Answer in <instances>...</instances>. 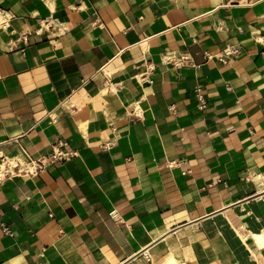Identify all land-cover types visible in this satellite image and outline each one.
<instances>
[{"label": "crops", "instance_id": "0c3cea01", "mask_svg": "<svg viewBox=\"0 0 264 264\" xmlns=\"http://www.w3.org/2000/svg\"><path fill=\"white\" fill-rule=\"evenodd\" d=\"M0 9V264H264V0Z\"/></svg>", "mask_w": 264, "mask_h": 264}, {"label": "built area", "instance_id": "2783aa9c", "mask_svg": "<svg viewBox=\"0 0 264 264\" xmlns=\"http://www.w3.org/2000/svg\"><path fill=\"white\" fill-rule=\"evenodd\" d=\"M8 21H9V17L7 16V14L4 12V10L0 9V29H6L8 27ZM233 51H236V49H233ZM175 63H177V60L174 61ZM196 90L198 91L199 88H196ZM198 97L200 98V95H198ZM201 106H202V103H201ZM61 153L59 151H53L50 156H40L38 157L37 159H35V162H36V166H33V168H19L17 166V164L13 165V168H17L16 171L15 170H9L8 168H4V170L2 171L3 174L2 176H0V178L4 177L5 175L7 174H14L16 172H23V173H33L35 172L34 169H40L42 166H45V164H47L48 162H51L53 160H56L58 159L59 157H61ZM32 162V161H31ZM7 165V164H6ZM37 167V168H36ZM110 215L111 216H114L115 215V212L114 210H112L110 212ZM2 230L4 232H8V229L6 227H3ZM143 257L146 259V260H149V254L147 252H143Z\"/></svg>", "mask_w": 264, "mask_h": 264}, {"label": "bare ground", "instance_id": "6f19581e", "mask_svg": "<svg viewBox=\"0 0 264 264\" xmlns=\"http://www.w3.org/2000/svg\"><path fill=\"white\" fill-rule=\"evenodd\" d=\"M7 160V162H8V164L10 165V166H12V165H15V157L13 158V159H9V158H7V157H5V159H3V160H0V176H2V174H3V170H4V168L6 167V161ZM22 166V165H21ZM24 166V165H23ZM26 166H29L30 168H33V164L30 166V165H26Z\"/></svg>", "mask_w": 264, "mask_h": 264}]
</instances>
